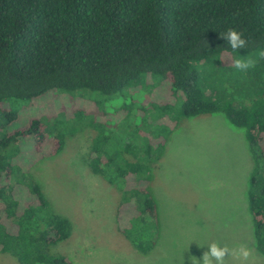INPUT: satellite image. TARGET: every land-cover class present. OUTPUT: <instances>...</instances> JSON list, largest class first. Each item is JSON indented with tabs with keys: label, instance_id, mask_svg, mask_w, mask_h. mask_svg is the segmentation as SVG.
<instances>
[{
	"label": "trees",
	"instance_id": "obj_1",
	"mask_svg": "<svg viewBox=\"0 0 264 264\" xmlns=\"http://www.w3.org/2000/svg\"><path fill=\"white\" fill-rule=\"evenodd\" d=\"M229 28L244 34L247 49L234 52L220 38ZM259 50H264V0H0V253L19 264H75L69 254L51 251L72 236V220L55 209L21 157L57 155L68 123L79 132L97 121L86 111L88 103L70 99L60 107L65 114H54L50 130L39 116L21 122L9 102L61 93L112 96L143 75L156 74L170 92L183 96L177 108L156 101L144 108L177 112L165 134L146 141V160L127 150L116 161L107 150L109 136L91 139L87 164L119 191L118 231L142 253L155 250L159 211L147 185L157 160L153 145L162 150L168 133L186 118L222 112L244 129L250 145L248 209L264 255V73L257 74L255 99L238 103L207 98L196 66L214 59L231 69L237 55Z\"/></svg>",
	"mask_w": 264,
	"mask_h": 264
},
{
	"label": "rangeland",
	"instance_id": "obj_2",
	"mask_svg": "<svg viewBox=\"0 0 264 264\" xmlns=\"http://www.w3.org/2000/svg\"><path fill=\"white\" fill-rule=\"evenodd\" d=\"M246 56L255 59L257 71L220 68L214 59L196 63L207 98L238 103L255 99L260 89L257 74L264 73V50L237 55L236 59ZM167 84L159 75L145 74L112 96L91 92L93 97L75 94L73 98V94L61 93L9 102L21 122L39 116L50 130L55 125L54 114H65L60 107L70 99L88 103L86 111H92L97 120L94 128L79 132L71 131L68 123L62 129L65 146L57 155L21 157L33 177L41 181L55 209L73 222L72 236L55 245L52 252L69 254L75 264H192L193 256L202 264L207 245L220 242L237 250L243 245L250 251L247 260L240 258V264H256L259 257L264 262L247 203L254 159L244 129L229 122L222 112L186 118L168 133L162 150L153 145L157 160L147 185L158 204L156 248L162 249L161 257L153 250L142 253L118 231L119 191L87 164L91 139L109 136L107 150L116 161L120 162L127 150L137 151L146 160V141L165 134L177 112L144 108L150 107L151 101L174 108L181 104L183 93L170 92ZM19 194L23 199L24 191ZM0 264L19 263L10 254L0 253ZM225 264H234L233 256L226 258Z\"/></svg>",
	"mask_w": 264,
	"mask_h": 264
},
{
	"label": "clouds",
	"instance_id": "obj_3",
	"mask_svg": "<svg viewBox=\"0 0 264 264\" xmlns=\"http://www.w3.org/2000/svg\"><path fill=\"white\" fill-rule=\"evenodd\" d=\"M220 38L225 40L228 46L234 52H240L242 49H247L249 41L244 34L235 29L229 28L227 31L220 32ZM207 44L206 42H204ZM235 69L241 72H247L256 66V61L251 56L237 58L233 62ZM208 251H205L202 256V264H225L226 258L235 256L247 260L250 256V251L243 245L237 249H231L227 245H222L220 242H212L207 245ZM192 264H201V261L196 257H191Z\"/></svg>",
	"mask_w": 264,
	"mask_h": 264
},
{
	"label": "crops",
	"instance_id": "obj_4",
	"mask_svg": "<svg viewBox=\"0 0 264 264\" xmlns=\"http://www.w3.org/2000/svg\"><path fill=\"white\" fill-rule=\"evenodd\" d=\"M250 182V181H249ZM249 189V188H248ZM248 193V192H247ZM157 201V200H156ZM247 203H248V200H247ZM159 211V210H158ZM156 246H158V244H157V242H156V244H155V250H154V253L156 252L157 253V255H158V253H159V257H161V255L163 254V251H162V249H161V251L158 249V248H156ZM264 256V255H263ZM257 258L259 257V255H257L256 256ZM260 259H257L256 260V264H263L264 262H261L262 261V259H261V257H259ZM239 259V260H238ZM233 260H234V264H240V258H237V257H235V256H233ZM238 261H239V263H238Z\"/></svg>",
	"mask_w": 264,
	"mask_h": 264
}]
</instances>
